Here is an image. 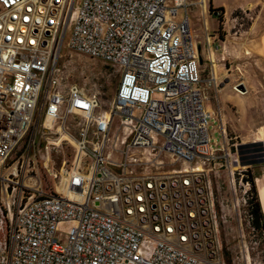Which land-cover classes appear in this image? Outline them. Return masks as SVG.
Here are the masks:
<instances>
[{"label":"built area","instance_id":"1","mask_svg":"<svg viewBox=\"0 0 264 264\" xmlns=\"http://www.w3.org/2000/svg\"><path fill=\"white\" fill-rule=\"evenodd\" d=\"M190 6L0 0V264H225L204 167L229 153L223 129L211 148ZM63 50L118 74L107 107L69 82ZM63 143L72 159L57 170Z\"/></svg>","mask_w":264,"mask_h":264},{"label":"rangeland","instance_id":"2","mask_svg":"<svg viewBox=\"0 0 264 264\" xmlns=\"http://www.w3.org/2000/svg\"><path fill=\"white\" fill-rule=\"evenodd\" d=\"M186 1L192 4L187 14L194 42H199L202 57L198 71L203 79L205 108L211 114V148H222L220 131L223 129L225 154L229 153L225 159L204 167L213 188L217 213L223 217L219 225L221 254L225 264H264V236L253 230L247 222V208L243 202L244 191H248L249 186L244 185L243 181L240 182L239 174L244 168L234 163L233 155V149L238 144L256 142L264 137V90L257 83L264 80L257 81L252 72L257 69L254 60L250 62L247 70V67L240 65V57L227 56L222 45L226 35L225 29H245L250 22V15L236 11L232 16L236 17L237 23H223L231 20L230 13L225 14L224 9L232 4V0H204L203 14L201 0ZM210 9H222V23L217 16L210 13ZM204 23L208 34L213 36L212 63L208 62L207 55L201 50L205 34ZM67 40L68 37L65 41ZM62 54L66 56L65 69L69 82L75 83L86 94L95 93L102 107H107L113 98L118 74L99 60L69 50H63ZM238 84L247 86L249 92L246 95L238 93L235 90ZM72 154V147L66 143L55 148L50 147V163L59 170L65 159L69 166ZM160 160L164 164L161 170L171 171L179 168V164L173 166L167 156H162ZM68 227L67 223L60 224L54 237L56 243L64 247L67 245Z\"/></svg>","mask_w":264,"mask_h":264},{"label":"crops","instance_id":"3","mask_svg":"<svg viewBox=\"0 0 264 264\" xmlns=\"http://www.w3.org/2000/svg\"><path fill=\"white\" fill-rule=\"evenodd\" d=\"M224 11L225 14L227 12L230 13L231 20L223 23H237L236 17L233 18L232 16L236 11L250 15V22L245 29H234V31L231 28L225 29L226 35L222 45L227 52L226 54H228L227 56H239L240 65L247 67V70L251 65L250 62L254 60L257 64V69L252 70V72L256 76L257 81L264 80V0H232V4ZM257 83L264 90V82ZM244 87L246 92L242 95H246L249 92L247 86L244 85ZM256 88L259 89L257 86ZM257 141L262 142L264 145V137L257 139ZM252 174L264 217V164L254 167Z\"/></svg>","mask_w":264,"mask_h":264},{"label":"trees","instance_id":"4","mask_svg":"<svg viewBox=\"0 0 264 264\" xmlns=\"http://www.w3.org/2000/svg\"><path fill=\"white\" fill-rule=\"evenodd\" d=\"M217 12H222V9H210V13L217 16L220 23H222L221 16L217 15ZM233 152L237 155L238 164L244 168L239 176L242 175V181L249 185V189L245 194L247 222L253 230L262 233L264 236V217L255 189L254 176L252 174V169L254 167L264 164L262 160L264 145L259 141L238 144L236 149H233Z\"/></svg>","mask_w":264,"mask_h":264},{"label":"water","instance_id":"5","mask_svg":"<svg viewBox=\"0 0 264 264\" xmlns=\"http://www.w3.org/2000/svg\"><path fill=\"white\" fill-rule=\"evenodd\" d=\"M197 53H198V61H199V64H201L202 57H201V54H200L199 42L197 43ZM235 90L238 91L241 94H244L246 92L245 87H244L243 84L236 85L235 86Z\"/></svg>","mask_w":264,"mask_h":264},{"label":"bare ground","instance_id":"6","mask_svg":"<svg viewBox=\"0 0 264 264\" xmlns=\"http://www.w3.org/2000/svg\"><path fill=\"white\" fill-rule=\"evenodd\" d=\"M238 92V91H237ZM239 93V92H238ZM241 94V93H240Z\"/></svg>","mask_w":264,"mask_h":264}]
</instances>
